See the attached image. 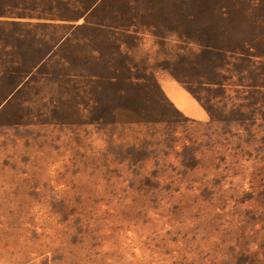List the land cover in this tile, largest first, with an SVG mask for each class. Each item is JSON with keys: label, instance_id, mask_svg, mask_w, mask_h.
<instances>
[{"label": "rangeland", "instance_id": "obj_1", "mask_svg": "<svg viewBox=\"0 0 264 264\" xmlns=\"http://www.w3.org/2000/svg\"><path fill=\"white\" fill-rule=\"evenodd\" d=\"M0 13V264H264V0Z\"/></svg>", "mask_w": 264, "mask_h": 264}, {"label": "clouds", "instance_id": "obj_2", "mask_svg": "<svg viewBox=\"0 0 264 264\" xmlns=\"http://www.w3.org/2000/svg\"><path fill=\"white\" fill-rule=\"evenodd\" d=\"M173 43H175V41H173Z\"/></svg>", "mask_w": 264, "mask_h": 264}, {"label": "trees", "instance_id": "obj_3", "mask_svg": "<svg viewBox=\"0 0 264 264\" xmlns=\"http://www.w3.org/2000/svg\"><path fill=\"white\" fill-rule=\"evenodd\" d=\"M1 14V13H0Z\"/></svg>", "mask_w": 264, "mask_h": 264}]
</instances>
